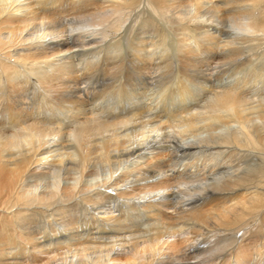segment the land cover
<instances>
[{
	"label": "bare ground",
	"instance_id": "1",
	"mask_svg": "<svg viewBox=\"0 0 264 264\" xmlns=\"http://www.w3.org/2000/svg\"><path fill=\"white\" fill-rule=\"evenodd\" d=\"M64 1L0 0V107L28 98L66 108L0 123V264H189L206 250L192 263L264 264L247 244L258 219L264 246V84L252 95L243 78L208 88L206 74L264 58V0H72L92 8L71 17L58 11ZM138 25L153 29L148 48ZM124 39L138 65L177 51L185 76L206 83L201 102L169 121L87 110L81 73L103 59L122 69ZM176 150L192 160L167 168L164 152Z\"/></svg>",
	"mask_w": 264,
	"mask_h": 264
},
{
	"label": "rangeland",
	"instance_id": "2",
	"mask_svg": "<svg viewBox=\"0 0 264 264\" xmlns=\"http://www.w3.org/2000/svg\"><path fill=\"white\" fill-rule=\"evenodd\" d=\"M68 1H70V0H66V2L64 1V3H62V5L61 6H63V7H61L60 5H59V7H60V9L58 10V11H60V14L62 15V14H65V13H68V15H67V17H71V16H74V15H77L78 14V12L80 11V10H87V9H90V8H92V6H90V3L88 4L89 6H87L86 4H85V2H83L84 3V5L82 4V3H78V5H74V4H77V2H73L72 0L70 1V2H68ZM88 2V1H87ZM66 3V4H65ZM64 4H65V6H64ZM70 4V5H69ZM80 4V5H79ZM71 6V7H69V6ZM76 7V8H74V7ZM77 6H78V8H77ZM79 6L81 7H84V8H82L81 7V9L79 8ZM58 7V8H59ZM87 9H86V8ZM77 9H79V11L77 10ZM143 25V24H142ZM138 26H140L139 28V30L138 31H140L141 32V30H145L146 31V33H145V31L143 32L144 33V35L142 34V32L141 33H139V34H137V36H139V38H138V40H136L137 41V43H140V42H142L144 45H147V48L149 47V45H148V43L150 42V40L148 41L147 39L149 38V39H151V37H150V34H153L154 32H152L153 31V29H151L152 27H147L146 25H144V26H141V25H138ZM145 26L147 27V28H145ZM143 27V28H142ZM178 31H180V29L178 30ZM147 33H149V34H147ZM147 37V39L146 38H143V37ZM142 37V38H141ZM193 37H190V40H193L192 39ZM140 39V40H139ZM144 39V40H143ZM154 39V38H153ZM176 39V40H175ZM126 40V42L128 41L127 39H124L123 41H125ZM135 41V42H136ZM146 41L148 42L147 44H146ZM170 41H172L173 43H175L176 41H177V37L176 36H172L171 38H170ZM126 42H125V46H124V48H125V51H126V53H127V57L129 58H127L126 57V60L128 59V60H130V61H126V62H124V64L126 63V65L129 63V65H127V67H126V65H124L123 64V66H122V69H121V67L120 68H117L116 67V65L114 66V60H118V59H112V56H110L111 58H109V60H111V62H113V64L111 63V65H108V63H105V60L103 59V61H101V63H100V65L98 66V67H100V68H102V69H99V70H97L96 72L94 71L96 68H94L93 69V71H86L85 73H81V75H80V82H79V84H80V90H79V93H81V91H82V95H80L81 97V99H80V102L85 106V108L87 109V110H90V111H92L93 113H96L98 110V112H97V115H98V113L100 114V113H105V115H109L110 113V115H109V117L110 118H116L117 117V119H118V117L119 118H122L124 115L125 116H134V115H136L137 113H141V112H143V113H146V114H148V115H150V116H155L154 118H156V119H161V120H165V121H169V120H172V118H175V117H179L181 114H182V111H184V110H190V109H193L194 108V106H196L197 104H199L201 101V96L203 95V92H202V84H206V83H204V82H202V83H200V82H198V80H196V79H192V77L191 76H189V74H187V76H185L186 75V73L184 72V69H183V64L181 63V61L179 62V59L181 60V57H180V54L177 52V51H175V50H173V49H167L169 52V54L167 53V51H166V54H164L163 55V57H164V59L162 58V57H160V56H158L160 53H158L157 52V54L156 55H150V57H151V59L152 58H154V59H150L149 60V57H148V59H145V61H144V59H143V62L141 61V64H142V66H140V65H138V64H136L135 62L136 61H134L133 60V56H134V53L136 52V49L134 48V45H132L131 44V41H130V43H129V41L127 42V45H126ZM193 42V41H192ZM131 46V48H129ZM109 47V46H108ZM127 47V48H126ZM197 47V46H196ZM129 49H131V51L132 52H130V50ZM195 49H197V48H195ZM194 49V50H195ZM106 50V49H105ZM162 50V49H161ZM166 50V49H165ZM115 51H117V53L115 52ZM163 51H164V49H163ZM172 51V52H171ZM195 51H197V52H200L199 51V49H197V50H195ZM106 52H107V50L105 51V52H103V57L102 58H105L106 56ZM122 51H120V50H118V47L114 50V52L112 53H110V55L111 54H113V56L114 57H116V56H118V54L119 53H121ZM115 53V54H114ZM129 53V54H128ZM122 54V53H121ZM121 54H119V55H121ZM168 54V55H167ZM171 54V55H170ZM174 56H173V55ZM202 55H206V53L204 52V53H201ZM201 54L199 53V55L201 56ZM130 55V56H129ZM251 55H252V58H251ZM168 56V57H167ZM155 57H156V59H155ZM167 57V61L165 60V58ZM132 58V59H131ZM169 58H171L173 61H174V63L173 64H171L169 67H167V68H170V69H167L166 71H165V68L164 69H162L163 67H164V63H166V65L167 64H170V63H172V61L169 59ZM257 58V59H256ZM260 58V57H259ZM258 58V55H254V53H251V54H249L247 57H246V60H242V61H235V62H232L231 64H230V62H229V65H228V62H225V63H223V64H221L220 65V69H218L217 71H216V73H213V72H210L211 70H209L208 71V73H206L207 74V76L208 77H210V76H212V78H210V79H212L211 81L214 83H212L211 81H209L208 83H207V85L208 84H210V85H208L207 87L209 88L210 86H219V84L221 83V85H226V84H229L230 82H232V80L234 81V80H236V81H238V80H240V79H242V80H240L239 81V86L240 87H242V88H246V89H248L247 91H249V94H251L252 95V93L253 94H255L254 93V90H255V83H257V85H259V86H262L261 84H264V77H262V76H260L261 75V71H262V69H263V72L262 73H264V58H262V59H259ZM159 59V60H158ZM162 60V62H161V60ZM252 59V60H251ZM81 60V59H80ZM80 60L78 59L77 60V62H78V64H79V62H80ZM146 60H148V62L146 63ZM256 60V61H255ZM258 60V61H257ZM263 60V61H262ZM159 61V62H158ZM260 61H262V62H260ZM76 62V63H77ZM104 64H103V63ZM128 62V63H127ZM134 62V63H133ZM153 62V63H152ZM164 62V63H163ZM240 62V63H239ZM255 62V63H254ZM163 63V64H162ZM178 63V64H177ZM237 63V64H236ZM103 64V65H102ZM108 66H106V65ZM132 64V65H131ZM134 64V65H133ZM143 64H145V65H143ZM225 64V65H224ZM227 64V65H226ZM233 64V65H232ZM254 64V65H253ZM80 65V64H79ZM112 65L114 66V68H117V75L115 76V72H116V69L114 70V68H112ZM182 65V66H181ZM235 65L237 66L235 69L233 68V66L235 67ZM246 65V66H245ZM111 66V67H110ZM130 66H131V68H130ZM162 66V67H161ZM239 66V67H238ZM256 66V67H255ZM83 67V66H82ZM105 67H107V68H105ZM111 68V71L113 70V72H114V74H113V72L110 74V68ZM126 67V68H125ZM213 67H215L214 65H213ZM240 67H242V68H240ZM245 67V68H244ZM253 67V68H252ZM254 67H255V69H254ZM261 69H259V68ZM109 68V69H108ZM257 68V69H256ZM109 70L108 72H106L105 70ZM234 69V70H233ZM245 69V70H244ZM247 69V70H246ZM82 70V69H81ZM101 70H103V71H105L106 72V74H105V72L103 73V71L101 72ZM223 70V71H222ZM244 70V71H243ZM253 71V73H252V71ZM256 70V71H255ZM100 71V72H99ZM183 71V72H182ZM241 73H240V72ZM242 71H243V75H242ZM259 71V73H256V72H258ZM90 73V74H89ZM107 73L109 74V76L107 75ZM140 73V74H139ZM178 73V74H177ZM245 73V74H244ZM249 73V74H248ZM254 73H256V74H254ZM240 74L242 75L241 77H240ZM248 74V75H247ZM253 74H254V76H253ZM259 74V75H258ZM88 75V76H87ZM89 75H91L90 76V78H89ZM104 75V76H103ZM114 75V76H113ZM180 75V76H179ZM252 77H251V76ZM259 76V78H258V76ZM85 76H87V77H85ZM107 76H108V78H107ZM113 76V77H112ZM246 76H249V79H248V77H246ZM83 77H85V78H83ZM113 79H112V78ZM115 77V78H114ZM238 77V79H236ZM257 77V78H256ZM261 77V78H260ZM82 78V79H81ZM86 78H88V80L86 79ZM107 78V79H106ZM106 79V80H105ZM190 79V80H189ZM231 81H230V80ZM252 79V80H251ZM256 79V80H255ZM82 80V81H81ZM110 80H112V81H110ZM223 80V81H222ZM229 80V81H228ZM254 80V81H253ZM109 81V82H108ZM207 81V80H206ZM220 81V82H219ZM244 81H246V82H244ZM257 81V82H256ZM112 82V83H111ZM235 82V81H234ZM242 82V83H241ZM254 82V83H253ZM110 85H109V84ZM241 83V84H240ZM260 83V84H259ZM201 84V85H200ZM245 86H244V85ZM251 86H250V85ZM250 86V87H248V86ZM255 85V86H254ZM83 86H85V87H83ZM88 86V87H87ZM141 86V87H140ZM183 86H186V88L187 89H185ZM83 87V88H82ZM137 87V88H136ZM175 87V88H174ZM181 87H183V89H184V91L182 90V88ZM248 87V88H247ZM103 88V89H102ZM141 88V90L139 91V89ZM89 89V90H88ZM135 89V90H134ZM168 89V90H167ZM179 89H181V90H179ZM254 89V90H253ZM136 90H138L139 92H137ZM172 90V91H171ZM186 90H188V91H186ZM253 90V91H252ZM84 91H86V92H84ZM168 91V92H167ZM83 92H84V94H83ZM134 92V93H133ZM182 92V93H181ZM184 92V93H183ZM191 94H190V93ZM252 92V93H251ZM135 93H137V95H135ZM187 93V96L185 95ZM193 93V94H192ZM201 93V94H200ZM120 94H121V96H120ZM124 96H123V95ZM143 94V95H142ZM102 95V96H101ZM181 95H182V98H181ZM193 95V96H192ZM114 96V97H113ZM135 96H136V98H135ZM190 96V97H189ZM84 97V98H83ZM119 97H121V98H119ZM122 97H123V99H122ZM186 99H185V98ZM203 97V96H202ZM105 100H104V99ZM82 99H83V101H82ZM85 99V100H84ZM139 99V100H138ZM179 99V100H178ZM181 99V100H180ZM183 99V100H182ZM185 99V100H184ZM99 100V101H98ZM123 100V101H122ZM24 102V103H22V102ZM138 101V102H137ZM197 101V102H196ZM20 102H21V104H20ZM101 102V103H100ZM119 102V103H118ZM13 103V102H12ZM36 103V102H35ZM34 103V101H32V100H30V99H28V98H20V100L19 101H17V102H14L13 104H8L7 102L5 103H3L2 105H4V107L3 106H1L0 107V112H2V110H6L7 109V107L9 106V108L10 109H7L6 111H7V113L5 112V114L3 113V116L4 117H6V119L2 116V113H0L1 114V120H0V123L1 124H9V120L8 119H10L11 121H15L14 119L16 118V121H21L20 119H27V115H26V118H24V116L25 115H23L22 117H21V114H24L25 112L26 113H29V115L30 116H32V117H29V119H33V117H35L36 115H35V112L38 110V111H43L44 113H41V115H48L49 116V114L51 113V115L52 116H61L62 114L60 113L61 112V110L63 109H65L66 110V108H62L61 110H60V107L58 106V104H57V102H50V103H45V102H37L36 104ZM42 103H44V104H42ZM51 103H52V105H51ZM93 103V104H92ZM110 103V104H109ZM111 103L114 105V106H112L111 105ZM126 103V104H125ZM23 104V107H24V109H22L21 107L22 106H19V105H22ZM46 104V105H45ZM86 104V105H85ZM96 104V105H95ZM117 104V105H116ZM119 104V105H118ZM152 104V105H151ZM7 105V106H6ZM25 105V106H24ZM43 105V106H42ZM183 105V106H182ZM26 106H28V107H26ZM49 106H51V107H49ZM87 106V107H86ZM120 106V108H118V107ZM123 106H124V109H123ZM126 106V107H125ZM16 107H17V109H16ZM34 107V108H33ZM39 107H41V108H39ZM42 107H43V109H45V110H47L46 112L42 109ZM49 109H48V108ZM52 107H53V109H52ZM59 108L58 110H60V111H58L57 110V108ZM103 107V108H102ZM115 107H117L118 108V110L116 109V110H114L115 109ZM172 107V108H171ZM186 107V108H185ZM21 108V109H20ZM26 108H28V109H26ZM93 110H92V109ZM98 108H100V109H98ZM110 108H113V112H112V109H110ZM2 109V110H1ZM12 109V110H11ZM26 109V111H24ZM36 110V111H32V110ZM51 109H52V111H51ZM55 109V111H54V113H53V110ZM98 109V110H97ZM101 109H102V111H101ZM106 109H107V111H108V109H109V113H107V112H103V110H105L106 111ZM4 110V111H5ZM8 110H10V112H11V114H10V117H9V113H8ZM21 110H23V111H21ZM27 110H29V111H27ZM62 110V111H63ZM64 110V111H65ZM120 110H122V111H120ZM128 112H127V111ZM179 110V111H178ZM3 111V112H4ZM18 111H20V112H18ZM30 111H32L31 113H30ZM48 111L50 112V113H48ZM63 111V112H64ZM116 113H115V112ZM119 113H118V112ZM55 112L57 113V114H55ZM120 112H121V114H123V116H121L120 115ZM125 112H126V114H125ZM180 112H181V114H180ZM20 113V114H19ZM33 113H34V116H33ZM54 115H53V114ZM117 113H118V115H120V116H118L117 115ZM179 115H178V114ZM7 114V115H6ZM12 114H16V116L15 115H12ZM60 114V115H59ZM113 114V115H112ZM50 115V116H51ZM13 118H12V117ZM104 116V115H103ZM113 116H115V117H113ZM124 116V117H125ZM21 117V118H20ZM5 119V120H4ZM28 119V120H29ZM2 121V122H1ZM4 121V122H3ZM54 120H50V121H48V124L49 123H52ZM47 123V122H46ZM7 124V125H8ZM165 153H167V158H166V160L165 159H163L164 160V165L167 167V168H170V167H173V168H177V167H180L181 165H182V163H190V161L192 160V158L190 157V156H184L183 155V153H181V151H179L178 152V150H176V151H174L172 154H168V151L166 152H164V154ZM181 153V154H180ZM170 155V156H169ZM174 155V156H173ZM173 156V157H172ZM188 157V158H187ZM191 158V159H190ZM188 159V160H187ZM167 161V162H166ZM176 163V164H175ZM202 162H200L199 163V165H201L202 166V164H201ZM167 164V165H166ZM172 164H174V165H172ZM179 164V165H178ZM193 166H191V169H190V171H192V169L194 168V170L196 171V167H193ZM193 170V171H194ZM82 215H81V217L83 218L84 217V215H85V213L83 212V213H81ZM84 214V215H83ZM261 215L262 216H264V214L263 213H261ZM255 216V215H254ZM261 216V217H262ZM80 218V217H79ZM78 218V219H79ZM254 219V217L252 218V220ZM251 220V221H252ZM259 223V224H258ZM249 228H250V230H249V232H250V235H248V241H247V244H249L250 245V247L251 246H253V248L251 249V253H252V251L254 252V247L255 246H257L258 247V249L260 248V250H261V252H263L264 251V246L262 245V238H260V234L261 233H259L258 231L260 230V228L262 227V225L260 224V221L257 219V221H253V223L252 224H249ZM253 227V228H252ZM243 230V229H242ZM258 230V231H257ZM248 232V233H249ZM252 238H251V237ZM254 242V243H253ZM255 245V246H254ZM262 245V246H261ZM262 248V249H261ZM195 254H196V252H195ZM194 254V255H195ZM194 255L193 254H191L190 256V263L189 264H193V263H195V262H197V260H199L200 258H205V257H207L208 256V252H207V250L206 251H203V252H201V255H198V253L196 254L197 256H199L198 258H192V257H194ZM193 262V263H192Z\"/></svg>",
	"mask_w": 264,
	"mask_h": 264
}]
</instances>
